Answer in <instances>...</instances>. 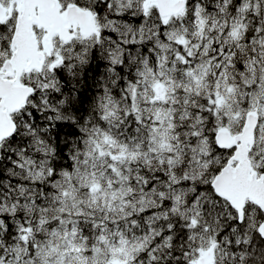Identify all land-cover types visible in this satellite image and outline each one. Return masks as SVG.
Instances as JSON below:
<instances>
[{"label": "snow or ice", "instance_id": "snow-or-ice-1", "mask_svg": "<svg viewBox=\"0 0 264 264\" xmlns=\"http://www.w3.org/2000/svg\"><path fill=\"white\" fill-rule=\"evenodd\" d=\"M0 264H264V0H0Z\"/></svg>", "mask_w": 264, "mask_h": 264}]
</instances>
